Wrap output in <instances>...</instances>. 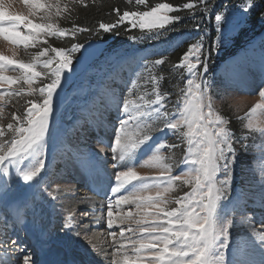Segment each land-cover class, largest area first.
<instances>
[{
    "label": "snow or ice",
    "instance_id": "6c2138e0",
    "mask_svg": "<svg viewBox=\"0 0 264 264\" xmlns=\"http://www.w3.org/2000/svg\"><path fill=\"white\" fill-rule=\"evenodd\" d=\"M78 2L82 4L84 0ZM24 3H31L36 11H45L46 20L49 16L60 15L62 12L59 3L47 7L43 0H24ZM135 3L145 5L146 0H135ZM200 3L206 4L202 9L203 13L214 15L216 39L212 47L218 48L231 38V34L239 27V21L224 10L213 12L212 0H200ZM258 6V0H245L242 6L243 14L247 15ZM182 7L191 10L195 5L185 3ZM63 10H68L67 5ZM177 11H180V8L166 2L157 3L147 11H124L122 15L116 9L119 16L117 23H100L99 29L109 32L121 22L127 21L132 28L147 29L148 33L159 37L163 35V31L169 30L166 28L167 25L181 20L179 15H170ZM259 20L264 23V10L260 11ZM77 30L87 31L73 27L71 30L73 36ZM41 34L65 37L67 30L59 28L54 23H34L25 16L11 15L5 11L4 0H0V38L27 49L29 46H35ZM83 48L84 45L81 43H74L70 48H44L30 63L0 55V89L8 86L4 92H0V101H5L6 97L22 95L24 85L28 86V95L38 92L41 98L40 103L29 101L30 107L25 109L23 116L12 113V120L16 123L7 125L8 130L13 133L11 139H2L5 132L0 126V178L9 177L14 170L16 177L29 187L40 184L41 174L47 166L45 159L47 137L50 134L55 101L63 91V83L70 79L69 74L74 70V61L80 62L77 53L82 55ZM210 51L211 48L209 56H205L204 37L200 36L195 43L189 45L179 63L174 65L175 68H183L188 75L185 86L179 89L170 110L165 101L171 94L162 93L159 87L163 77L152 74V69L157 65H163L166 58L146 61L145 83L152 84V92L137 91L139 88L137 81L144 75L137 72L136 79L131 81V87L127 89V94L117 102V109L121 115L117 117L112 142L108 144L102 137L98 140V143L110 148L112 159L116 162L114 167L126 160L134 165L140 153L147 147L148 151L144 153L147 159L141 158V166L159 167L162 173H167L159 177H142L134 170V166L114 172L110 185L113 194L127 190L128 185L132 187L127 195H119L115 200L110 199L107 204L108 235L119 245L113 254L111 264H144L145 261L147 264H253L244 257L248 249L257 247L255 242H258L261 255L264 256V229L258 230L247 216L241 218V223H248L251 229L250 238L232 244L230 230L236 222L224 211L222 204L223 201L230 199L238 151L248 152L249 149H254L252 155L260 162L259 172L262 177L260 188L264 192V87L259 90L260 101L240 120L243 123V120L247 119L248 122L243 127L249 130V136H237L230 128L229 120L214 108L213 97L210 94L212 84L205 79V74L209 71ZM49 53H54V56H49ZM45 56L48 58L40 61L39 58ZM38 66H42L46 71H38ZM17 70L19 75L16 77L5 75L8 71ZM41 76L45 77L42 86L33 88V84ZM15 84H19L20 88L13 91L12 86ZM149 95L154 96V99H148ZM3 114L4 107L0 105V117ZM158 121H162L164 128L177 135L186 145L184 163L187 167L180 174H171L172 165L166 163L168 157L161 154L162 149L166 147L174 149L179 145L159 142L148 146V142L153 139L151 133L157 130L155 126ZM249 137L251 143H245ZM257 139L262 142L257 144ZM100 151L103 152L104 149L101 148ZM82 163L87 165V160H82ZM134 181L138 183H133ZM178 181L181 185L190 186L191 190L173 201L168 199L166 194L174 189ZM3 187L8 188L7 181ZM153 189H156L155 196L144 195ZM54 191L48 192L52 199L57 198ZM88 200L90 198H82L81 203ZM172 203L176 206L169 207ZM127 204H135L137 210H143L142 213L133 215L129 211L126 215L117 213L114 216V207L120 209L122 205ZM261 204L264 206V195L261 196ZM35 207L34 196L31 201L27 199L23 201L17 210L21 222L28 212L34 214ZM117 220L120 224L128 223L130 225L128 231L133 233V236L139 233L136 239L131 240L130 245L117 241V233L112 231L117 225ZM96 223L97 218L85 207L70 210L61 227L66 234L71 232L77 239L83 235L88 243L96 248L98 245L93 243V240H98V233L88 235ZM133 223L136 225L135 228L131 227ZM260 223L264 224V217ZM44 235L42 231L41 237ZM119 236L121 239L124 238L123 229ZM12 243L17 245L15 250L20 254L16 264H36L33 258L34 249L29 251L19 244L18 240H13ZM128 247L132 249L131 255L126 250L121 251ZM230 248L233 257L231 260L227 258ZM121 256L122 260L119 258ZM10 260V257L7 261L0 260V264H10ZM260 264H264V259Z\"/></svg>",
    "mask_w": 264,
    "mask_h": 264
},
{
    "label": "rangeland",
    "instance_id": "374dc122",
    "mask_svg": "<svg viewBox=\"0 0 264 264\" xmlns=\"http://www.w3.org/2000/svg\"><path fill=\"white\" fill-rule=\"evenodd\" d=\"M72 1L74 0H43L45 7L59 3L62 9L60 15L53 14L46 20L44 17L47 13L36 11L31 3L26 4L24 0H4L5 11L9 14L25 16L32 19L34 23H54L59 28L67 30V34L65 37L41 34L35 46H29L27 49L23 46L12 45L0 38V55L30 63L33 61V57L44 48L55 47L52 45L54 39L59 41L57 43H61V41L64 43L55 48H70L74 43H81L84 48L82 49V55L77 53L80 56V62L76 63L74 61V70L69 74L70 79L63 83V91L55 101V110L50 121V134L47 137L48 143L45 155L47 166L41 174L40 184L29 187L24 181L16 177L14 170L9 177L0 178V221L10 222L9 208L11 209L17 204L21 205L26 199L31 201L34 196L36 201L34 214L31 211L28 212L27 215L23 216V222H21L20 217L15 219L17 224L19 223L26 230L24 238L22 239L19 235L10 231L9 235L15 236L16 240L29 251L34 249L33 244L29 242L31 238L32 240H43L42 250L34 249V256L38 258L37 260L49 258L53 260L51 264H67L70 259H73L72 261L75 264H111L113 254L116 253L119 245L108 235L109 230L106 227L107 204L110 199L115 200L119 195H127L128 190H131L132 187L128 185L127 190L113 194L110 191V185L114 172L116 170H126L128 166H134V170L142 177L167 175L166 172L162 173V169L159 167L141 166V158L147 159V156L144 155L148 151L147 147L140 153L134 165L131 161L126 160L114 167L116 162L112 159L113 154L110 148L105 144L98 143L101 137L108 144L113 140L117 117L121 115V112L117 109L118 100L127 94V89L131 87V81L136 79L137 72L144 73L137 81L139 85L137 91L140 93L152 92V84L145 83V77L147 76V73H145L146 61L150 62L161 58H166V61L168 56H165L167 55L165 53L173 52L185 44L189 47L200 36H203L205 56H209V48H211L210 58L208 59L209 71L205 74V79L212 84L210 94L213 97L214 108L226 119L228 117L222 111L231 114L230 117H233L234 120L232 122L228 119L230 128L237 136H249V130L243 127L248 122L247 119H244L243 123L240 120L249 114L250 109L260 101L259 90L264 87V29L259 35H254L250 43L238 50L237 59L233 58L222 62L219 61L224 53H227L232 37L247 23V15L243 14L242 8H235L229 12L235 20L239 21V27L231 34V38L223 42L218 48L212 47L216 38L211 42L212 33L210 31L185 32L183 36L178 37L176 32L158 30L163 31V35L155 37L148 33L147 29L141 30L139 27L133 28L138 31L139 36L129 38L125 41L126 43L122 44L102 39L76 42L74 38L75 36L77 38V33L80 31L77 30L75 36H73L71 29L65 28L61 24L62 17L66 12L63 10L64 6L67 5L69 8ZM128 6L126 5L124 11H131ZM54 11L53 9V13ZM224 11L227 13L226 10ZM180 21L184 22V20ZM172 25H167L166 28L168 29ZM129 28L132 27L129 25ZM91 35H97V32ZM49 56H54V53H49ZM47 58L45 56L39 59L42 61ZM174 65L176 64H170L167 72L163 71V65H157L152 69V74L163 77L159 84L160 91L171 94L165 101L169 110L177 98L179 89L185 86L188 75L183 68H175ZM37 70L46 71L42 66H38ZM5 75L16 77L19 75V70L8 71ZM44 81L45 77L41 76L33 84V88L41 87ZM163 84L165 87H163ZM23 87L24 93L22 95L6 97L5 101H0V105L4 107V114L0 117V126L3 127L5 132L3 140H9L13 135L7 128L8 123H16L12 120V113L15 112L17 116H23L25 109L30 107L29 101L41 102L38 92L28 95V86L24 85ZM7 88L8 86L5 85V88L0 89V92H4ZM19 88V84L12 86L13 91ZM147 98L154 99V96L149 95ZM92 107L94 108L93 118L91 119L92 124L95 127L103 125L104 130L108 131L105 130L104 132L102 130L105 137L95 133L93 131L94 126L92 128L89 121L87 122L85 118L79 117L80 112L91 114ZM99 107L101 111H99ZM104 112H112L113 114L111 116L106 114L105 116ZM78 123H80V126L81 124L82 126L85 125L82 132H74L78 127ZM155 127L157 130L151 133L153 139L148 142V146L156 145L159 142H165L167 145H179L174 149L166 147L162 149L161 154L168 157L165 162L172 165V175L182 173L187 167L184 163L186 145L181 142L177 135L164 128L162 121H158ZM158 129H163V131ZM261 142L260 139L256 141L257 144ZM245 143H251V138L249 137ZM237 147L239 148V145ZM101 148L104 149L103 152L100 151ZM253 151L254 149H249L248 152L238 151L230 199L222 202L224 211L236 222L230 230L232 244L241 239L250 238L251 229L248 223H241L243 216H247L258 230L264 229V224L260 223L262 217H264V206L261 204V196L264 195V192L260 188L262 180L259 172L260 162L252 155ZM83 154L85 160H87V165L82 163L83 159L80 156H83ZM80 163L85 167V172L81 173ZM97 180L98 182L105 181L104 189H96ZM5 181L8 183L7 189L3 187ZM88 181L93 182L95 192L104 191L105 195L94 194L93 186ZM133 183L138 182L134 181ZM57 189L58 191H54ZM65 189H70V191H65ZM190 190V186L181 185L178 181L174 189L166 194V197L174 201ZM53 191L57 197L56 199H52L48 195V192ZM155 194L156 189H153L144 195L155 196ZM85 197L90 198V200L81 203L82 198ZM175 206L174 203L169 205V207ZM85 207L98 220V223L94 224L88 232L89 236L98 233V240H93V243L98 245L96 248H93L83 235L77 239L71 232L66 234L61 227L70 210ZM113 211L114 216H116L117 213L126 215L129 211L136 215L138 212L142 213L143 210H137L135 204H127L122 205L120 209L114 207ZM2 218H5L6 221ZM137 218L139 217L137 216ZM129 227L128 223L120 224L117 220V225L112 229L117 233V241L130 245L131 240L139 236L138 232L133 236V233L128 231ZM131 227L135 228L136 225L133 223ZM121 229L125 233L123 239L119 236ZM42 231L45 233L43 237H41ZM20 235L22 234L20 233ZM255 243L257 247L248 249L244 258L253 262V264H260L264 256L261 255L258 242ZM7 245L0 240V260L7 261L10 257V264H16L18 257L16 255L19 253L15 252V246L8 245L7 247ZM125 250L129 252V255L132 254L130 247L121 251ZM12 252H14V255ZM119 258L122 260V256ZM227 258L229 260L233 258L231 248L227 253ZM34 259L36 260V258ZM144 264H147V261Z\"/></svg>",
    "mask_w": 264,
    "mask_h": 264
},
{
    "label": "trees",
    "instance_id": "16d2710c",
    "mask_svg": "<svg viewBox=\"0 0 264 264\" xmlns=\"http://www.w3.org/2000/svg\"><path fill=\"white\" fill-rule=\"evenodd\" d=\"M165 2L180 8V11L173 12L171 15H179L181 20H184V22L178 21V24L174 22L172 26L168 27L169 30L167 32H176V36L181 37L185 32L190 33L191 31L194 32L198 30L210 31L212 33L211 42L214 41V15L202 12V9L206 6V4H201L200 0H146L145 5H137L135 0H131V2H129V0H84V3L82 4L75 0V2L72 1L70 3V7L64 13L61 24L65 28H69L71 30L73 27L87 29V31H80L77 33V38L76 36L74 38L76 42L102 39L108 42L111 41L113 43L122 44L126 43L125 41L129 40V38L139 36L138 31L136 29L129 28L128 22H121L116 28L109 32H104L99 29V24H116L119 20L116 9H118L119 13L122 15L126 5H129L128 8L131 11H143L150 10V8L155 6L157 3ZM185 3H193L195 7L191 10L183 9L182 6ZM212 3L214 5L213 12L216 10H226L227 13H229L235 8H242L245 4V0H212ZM258 5L259 6L257 8L248 12L246 25L242 26L232 37L233 39L226 51L227 53H224L219 62L232 59L238 50L250 43L252 37L254 35H259V33L264 29V23L259 20L260 11L264 10V0H258ZM197 24H199V27H197ZM94 32H97V35L92 36L91 34ZM50 41H52V39H50ZM57 42L59 41L54 39L52 45L60 47L61 44H64L62 41L61 43ZM187 49L188 47L185 44L173 52L165 53L167 54L165 56H168V59L163 64V71L167 72L170 64H178L180 58L187 51ZM163 87H165L164 84ZM223 112L224 115H226L228 119L233 122L234 118L230 117L231 114L225 112L224 110L222 113Z\"/></svg>",
    "mask_w": 264,
    "mask_h": 264
},
{
    "label": "bare ground",
    "instance_id": "6f19581e",
    "mask_svg": "<svg viewBox=\"0 0 264 264\" xmlns=\"http://www.w3.org/2000/svg\"><path fill=\"white\" fill-rule=\"evenodd\" d=\"M84 113V112H83ZM88 115H90L89 113H87ZM84 115H86V114H84ZM79 167L81 168L80 169V171H81V173L82 172H85V167L83 166V164L82 163H80V165H79ZM97 178V177H96ZM94 179V178H93ZM88 182H90V184H91V186H93V182H91V181H88ZM105 182V181H104ZM104 182L103 181H101V182H98V180H97V185H96V189H98V190H101V189H104L103 187H104ZM93 190L94 191H96L95 190V188H94V186H93ZM98 192H101V191H97V195H99V193ZM104 192V191H103ZM95 197V196H94ZM13 246V245H12Z\"/></svg>",
    "mask_w": 264,
    "mask_h": 264
}]
</instances>
